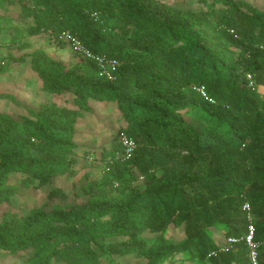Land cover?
<instances>
[{"label":"trees","instance_id":"obj_1","mask_svg":"<svg viewBox=\"0 0 264 264\" xmlns=\"http://www.w3.org/2000/svg\"><path fill=\"white\" fill-rule=\"evenodd\" d=\"M197 1L198 9H184L164 0H23L29 35L66 46L53 38L70 30L116 66L109 76L83 56L65 64L44 49L32 53L43 89L65 104L44 102L20 118L0 113V250L32 251L34 264H101L102 254L163 264L182 252L209 264H252L242 242L219 252L227 237L247 232L248 202L264 264V94L247 81L250 74L264 84V9ZM91 99L114 101L126 121L94 159L121 152L122 132L137 142L133 156L103 164L99 179L85 172L73 195L52 188L48 198L65 207L20 215L4 184L13 171L26 187L75 175L79 112L92 110ZM189 109L204 113L205 129L185 119ZM172 224L183 240L165 236ZM217 224L226 226L221 243L209 234Z\"/></svg>","mask_w":264,"mask_h":264},{"label":"rangeland","instance_id":"obj_2","mask_svg":"<svg viewBox=\"0 0 264 264\" xmlns=\"http://www.w3.org/2000/svg\"><path fill=\"white\" fill-rule=\"evenodd\" d=\"M164 1L184 9H198L199 7L197 0ZM248 1L256 7L264 9V0ZM22 2L23 0H13L0 6V66H2L0 67V113L10 114L16 118H20L21 114L29 108L37 109L44 102L57 101L65 104L63 96L50 95L43 89L41 80L32 70L30 61L35 50L44 49L54 59L65 64H71L81 59L67 45L55 46V42L47 34L29 35L30 19L23 15L25 9ZM16 35L19 37L17 42L13 39ZM23 44H27V47L23 48ZM89 104L92 107L91 111L79 112L77 130H85L82 131V134L79 132L77 137V142L80 143V147L77 146V155L80 159L75 175L66 174L63 177L55 178L51 184L41 187L36 185L26 187L24 175L18 171H13L4 184L6 188L15 193L12 199V208L20 215H27L32 209L41 206H46L47 209L65 207L67 203L60 198L50 200L47 196L48 192L54 187H61L73 195L74 184L85 172L92 173L93 179L100 178L99 171L104 163H101L98 158V160L89 162L84 151L89 149L93 156L99 157L103 147L110 148L112 146V140L119 130L126 126V121L114 101L91 99ZM183 114L187 121L198 128H206L205 115L200 109H189ZM86 126L90 128L86 130ZM92 126L95 130L91 129ZM90 141L92 142L90 143ZM87 142L90 143L89 146H86ZM225 231V225L217 224L209 229V234L215 241L221 243L225 239ZM165 236L174 242H179L185 238L182 228L173 224L168 227ZM144 237L148 239L152 238L153 235L146 233ZM36 261L32 257V251L15 255L0 250V264H34L37 263ZM100 261L101 264H143L142 259L133 256H113L110 254H102ZM163 264H209V262H200L182 252Z\"/></svg>","mask_w":264,"mask_h":264},{"label":"built area","instance_id":"obj_3","mask_svg":"<svg viewBox=\"0 0 264 264\" xmlns=\"http://www.w3.org/2000/svg\"><path fill=\"white\" fill-rule=\"evenodd\" d=\"M54 41L65 43L75 54L79 56H83L87 59H92L97 62L100 68L104 71L105 74L111 76L112 71L115 69L116 63L112 59L106 58V56L102 54H95L91 51L76 35L72 33L70 30H64L60 34L56 35L53 38ZM247 81L249 86L257 89L258 92L264 94V84H257L252 75L247 74ZM196 90L202 95L206 96L205 90L203 87H197ZM207 97V96H206ZM211 100V99H209ZM120 141L122 145V151L118 152L114 157H108L104 163L106 167L109 168L117 160L128 161L133 156L136 148L137 142L136 140L128 135L125 132L120 134ZM89 162H93L94 156L89 154L87 156ZM139 180L143 181L144 176H139ZM244 210L247 213V219L249 222L247 232L240 236H229L226 238L224 244L220 247L219 252H228L236 247L240 242L244 243L248 248V258L250 259L252 264H260L259 259V248L261 243L255 240V227H254V217L252 214L251 206L248 202L244 205ZM217 251H212L209 256L216 254Z\"/></svg>","mask_w":264,"mask_h":264},{"label":"crops","instance_id":"obj_4","mask_svg":"<svg viewBox=\"0 0 264 264\" xmlns=\"http://www.w3.org/2000/svg\"><path fill=\"white\" fill-rule=\"evenodd\" d=\"M92 127H93V126H92ZM88 128H90V127H89V126H86V130H87ZM91 129H94V130H95V128H94V127H93V128H91ZM84 130H85V129H78V134H79V132L82 134V131H84ZM81 134H80V135H81ZM94 136H96V137H97V135H94ZM91 142H92V141H90V143H91ZM90 143H88V142H87V143H86V146H87V145L89 146V144H90ZM77 146H79V147H80V143H78V142H77ZM63 176H64V175H62V176H59V177H63ZM57 178H58V177H57Z\"/></svg>","mask_w":264,"mask_h":264}]
</instances>
